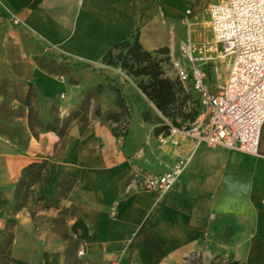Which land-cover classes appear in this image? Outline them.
<instances>
[{"label": "crops", "instance_id": "1", "mask_svg": "<svg viewBox=\"0 0 264 264\" xmlns=\"http://www.w3.org/2000/svg\"><path fill=\"white\" fill-rule=\"evenodd\" d=\"M217 1L0 0V244L15 222L6 264H184L196 255L264 264V125L256 155L181 133L162 143L159 111L102 61L135 34L146 51L168 47L171 62L184 28L202 25L214 43ZM112 87L132 111L125 135L107 119L119 112ZM181 161L164 193L131 183L137 171L164 174ZM41 163L16 209L19 182Z\"/></svg>", "mask_w": 264, "mask_h": 264}, {"label": "built area", "instance_id": "2", "mask_svg": "<svg viewBox=\"0 0 264 264\" xmlns=\"http://www.w3.org/2000/svg\"><path fill=\"white\" fill-rule=\"evenodd\" d=\"M6 14L11 23H21L17 14ZM209 14L214 43L196 48L184 42L180 58L171 62L183 86L198 95L201 113L182 127L167 122L168 135L159 136L163 143L170 135L181 133L197 145L256 155L264 125V0H219ZM195 51L205 54L195 58ZM215 52L230 59V64L227 78L211 89L206 63ZM184 166L181 161L157 175L137 171L131 183L139 190L164 193L175 184Z\"/></svg>", "mask_w": 264, "mask_h": 264}, {"label": "trees", "instance_id": "3", "mask_svg": "<svg viewBox=\"0 0 264 264\" xmlns=\"http://www.w3.org/2000/svg\"><path fill=\"white\" fill-rule=\"evenodd\" d=\"M102 59L104 64L120 67L127 76L134 78L140 91L159 111L161 115L154 117L159 123L155 129L157 135H168L170 130L168 123L182 127L186 122H193L200 115L202 108L198 95L189 87H184L176 76L166 75V67L171 64L168 47L146 51L138 39V34H135L131 39L116 43L103 55ZM103 88V85L99 84L96 92L99 93ZM111 89L116 95L115 105L118 106L119 112L110 114L107 119L116 136L125 135L132 111L119 89L117 87ZM96 111L99 116L100 111ZM147 115L146 112L143 114L145 120H148ZM46 166L45 163L33 164L26 170L25 177L19 182V189L15 196L16 209L22 207L27 201L28 191L40 179ZM14 224V220H9L6 230L1 232L3 241L0 244V251L2 254H5L13 238L11 230ZM7 262H9V257L6 255Z\"/></svg>", "mask_w": 264, "mask_h": 264}, {"label": "rangeland", "instance_id": "4", "mask_svg": "<svg viewBox=\"0 0 264 264\" xmlns=\"http://www.w3.org/2000/svg\"><path fill=\"white\" fill-rule=\"evenodd\" d=\"M181 39L184 40V42L186 43H191V45L196 48H201L202 46L204 47L206 45L213 44V43L209 44V41L211 40L210 35L208 33V30L202 25L193 26L191 29L184 28ZM203 54L205 53L199 54L198 51H195L193 53V57L195 58L202 57ZM209 55L213 57V59H210L206 63L207 71L210 74L208 85L211 89H214L217 85L223 82V81L218 82L219 76L220 75L224 77L227 76L228 74L227 68L230 64V59L223 58L222 56H220V54L216 52L210 53ZM177 57L180 58V54H177ZM73 119L74 117L68 121V124L71 123ZM229 263L239 264L238 262L233 261L231 258L224 259L221 256H217L205 260L202 256H198V255L190 259H187L184 264H229ZM0 264H6L5 254L1 255Z\"/></svg>", "mask_w": 264, "mask_h": 264}]
</instances>
